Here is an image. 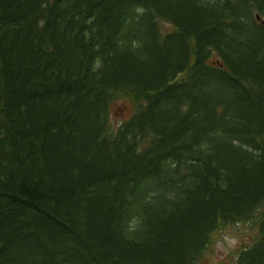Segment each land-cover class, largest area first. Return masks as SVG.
Returning a JSON list of instances; mask_svg holds the SVG:
<instances>
[{
  "label": "trees",
  "instance_id": "obj_1",
  "mask_svg": "<svg viewBox=\"0 0 264 264\" xmlns=\"http://www.w3.org/2000/svg\"><path fill=\"white\" fill-rule=\"evenodd\" d=\"M248 223L264 264V0H0V264H196Z\"/></svg>",
  "mask_w": 264,
  "mask_h": 264
},
{
  "label": "rangeland",
  "instance_id": "obj_2",
  "mask_svg": "<svg viewBox=\"0 0 264 264\" xmlns=\"http://www.w3.org/2000/svg\"><path fill=\"white\" fill-rule=\"evenodd\" d=\"M166 30V24L163 25ZM132 107L127 101L115 102L111 110V121L114 126L129 117ZM250 223L242 225H228L211 236V243L197 260L196 264H234L236 252L242 244L251 242L256 229L249 227ZM238 249V250H237Z\"/></svg>",
  "mask_w": 264,
  "mask_h": 264
}]
</instances>
